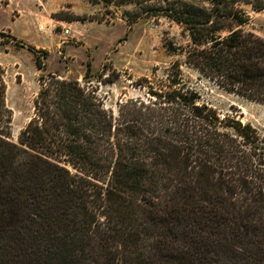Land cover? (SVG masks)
<instances>
[{
    "label": "trees",
    "instance_id": "16d2710c",
    "mask_svg": "<svg viewBox=\"0 0 264 264\" xmlns=\"http://www.w3.org/2000/svg\"><path fill=\"white\" fill-rule=\"evenodd\" d=\"M124 1L158 4L189 33V66L264 106V39L237 29L242 0ZM179 84L115 117L79 81L42 76L19 143L0 134V254L8 239L45 244L39 264H264V140Z\"/></svg>",
    "mask_w": 264,
    "mask_h": 264
},
{
    "label": "rangeland",
    "instance_id": "374dc122",
    "mask_svg": "<svg viewBox=\"0 0 264 264\" xmlns=\"http://www.w3.org/2000/svg\"><path fill=\"white\" fill-rule=\"evenodd\" d=\"M155 2L124 0H0V134L18 144L34 118L41 77L79 81L118 117L120 105L149 98L148 87L170 90L172 81L198 92L221 116L236 115L264 140V106L220 89L187 64L191 45L182 25L159 16ZM243 27L264 39V0H242ZM69 33L66 34L65 30ZM29 46L42 51L44 69ZM89 65L92 76L86 77ZM8 122L10 124L8 125ZM0 264H39L47 250L3 241Z\"/></svg>",
    "mask_w": 264,
    "mask_h": 264
},
{
    "label": "built area",
    "instance_id": "2783aa9c",
    "mask_svg": "<svg viewBox=\"0 0 264 264\" xmlns=\"http://www.w3.org/2000/svg\"><path fill=\"white\" fill-rule=\"evenodd\" d=\"M65 33H66V34H68V33H69V30H68V29H66V30H65Z\"/></svg>",
    "mask_w": 264,
    "mask_h": 264
}]
</instances>
